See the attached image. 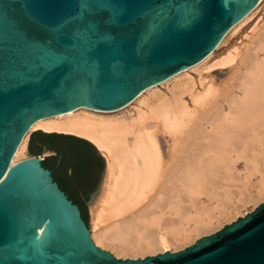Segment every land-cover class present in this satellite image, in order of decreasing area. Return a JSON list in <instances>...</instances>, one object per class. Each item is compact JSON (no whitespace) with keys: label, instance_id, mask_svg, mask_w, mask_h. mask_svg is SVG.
<instances>
[{"label":"water","instance_id":"95a60500","mask_svg":"<svg viewBox=\"0 0 264 264\" xmlns=\"http://www.w3.org/2000/svg\"><path fill=\"white\" fill-rule=\"evenodd\" d=\"M258 2L0 0V264H264V202L177 252L120 259L89 236L87 207L105 171L95 148L103 168L89 193L87 224L42 166L45 158L9 168L35 121L79 108L125 107L204 59ZM35 133L42 132L30 135L29 154L30 142L38 147L41 138ZM57 142L66 179L81 171L72 151L83 148L69 138ZM58 163L47 161L50 168Z\"/></svg>","mask_w":264,"mask_h":264},{"label":"bare ground","instance_id":"6f19581e","mask_svg":"<svg viewBox=\"0 0 264 264\" xmlns=\"http://www.w3.org/2000/svg\"><path fill=\"white\" fill-rule=\"evenodd\" d=\"M263 1L200 62L145 89L116 110L122 113L132 106L124 112L128 115L106 116L104 111L79 108L35 121L9 168L31 157L25 155L27 138L37 130L91 143L106 168L100 194L90 208L89 236L95 246L120 259L172 253L173 246L183 248L190 236L215 231L216 218L230 223L240 207L264 202V173L259 167L264 163V40L256 45L254 60L244 61L243 54L218 60L215 66L235 63L225 83L194 81L187 74L205 68L219 46ZM258 52L263 54L261 59ZM238 161L249 172L261 173L256 194L242 192L245 182L232 173ZM234 187L240 194L234 206L229 203L233 207L229 212L225 208ZM201 196L211 204L219 203L218 209L214 206L218 217Z\"/></svg>","mask_w":264,"mask_h":264},{"label":"rangeland","instance_id":"374dc122","mask_svg":"<svg viewBox=\"0 0 264 264\" xmlns=\"http://www.w3.org/2000/svg\"><path fill=\"white\" fill-rule=\"evenodd\" d=\"M260 40H264V1L257 6L256 10L253 12V14L251 15L250 18L246 22H244L239 28H237L232 34H230L229 37L227 38V40L223 44H221V46H219V48L214 52V54L208 60L207 65H206L205 68H202L198 72L188 71L187 74L194 81H198V79H201L203 82H208V83L209 82H215L216 84H220L221 82L225 83V81H227L228 77H229V67L231 65L235 64V63H233L231 65H228V67L227 66L226 67L225 66H223V67L215 66V64H217L218 60L219 59H223V58H225L227 56L232 57V56H234L236 54H243L245 56L244 57V61L252 60L253 59V53L256 51L255 47H256V45L258 43H260ZM242 50H243V52H244V50H246L245 51L246 53H243ZM262 56H263V54L261 52H258L257 59H261ZM234 62L237 63V60H235ZM241 68H242L241 71H243V65L241 66ZM231 84H234V86H237L235 81H232ZM160 89H162L163 92L166 91V89H164V87H160ZM235 90L236 89H233L234 92H236ZM185 100H187V99H185ZM131 107L132 106H130L128 108H125L124 110H122V113L121 112H117L118 111L117 110V111H114V112H106L108 114H105V115L106 116H113V115L115 116V114H116V116H118V115L120 116V114L128 115V114H124V112L126 113V111L131 109ZM130 114H133V112H131ZM27 141H28V138H27ZM25 155H26V157H29V154L27 153V144H26ZM233 167L234 168H233L232 173H233L234 177L238 178L240 181H243V183L245 182V186L242 187V192L247 194V195L256 194L257 193L256 191H258V189L256 187H258V183L262 179L261 173L260 172L259 173L255 172L253 170L249 172L247 167L245 166V163L243 161H238L237 163H235L233 165ZM259 167H260V170L264 173V163H260ZM105 168H106V164H105ZM104 175H105V171H104ZM103 179H104V176H103ZM103 179H102V182H103ZM102 182L100 184V189H99V193H98L97 197L87 207V209H88V224H87V227H88L89 230H91L90 208L94 204V202L96 201V199L98 198V196L100 194ZM239 194H240V192L238 190L236 191L235 187H234L233 193H232V196L234 198L231 197L232 199L229 200V202H228V204H227V206L225 208L226 210H228V209L230 210L231 209L229 212H232V208H233L232 205L234 206L237 203V199H239ZM200 200L205 205L210 207V212H211V209H212V211L214 210L213 213L215 214V216L217 215L216 213H218L217 212L218 210H216V209H218L217 207L219 206V203H216L217 206L214 205V203L211 204L207 200V198L205 196H201ZM231 202H232V205L229 204ZM260 203H262V202H259L258 204H256V206L252 205L250 203V204H245L243 207H240L238 209V214L239 215H235L234 216V214H232V217L235 218V219L233 220V218H232V220H230V223L235 221L237 218L243 217L245 214L253 211ZM214 206L216 207V209H214L215 208ZM233 211H234V209H233ZM216 217H218V216H216ZM212 224L214 225L213 227L216 226L215 227V231L214 230L212 231V233H214L217 230L221 229L225 224H229V221H225L223 218L218 217V218L215 219V221H212ZM209 234H211V232L207 233V234H203L201 236H198L197 238L194 237V236H190V238H188L189 239L188 243L185 244L183 246V248L181 247V248H178V249L182 250L185 247L193 244L194 243L193 241L199 239L202 236H206V235H209ZM174 248L175 247L173 246L172 250L174 252L179 251V250L174 249ZM157 253L160 254L159 252H157ZM148 255H146V256H148ZM146 256H144V257H146ZM149 256H154V254L149 255ZM121 259H125V258H121ZM129 259H132V258H129ZM139 259H142V258H139Z\"/></svg>","mask_w":264,"mask_h":264},{"label":"trees","instance_id":"16d2710c","mask_svg":"<svg viewBox=\"0 0 264 264\" xmlns=\"http://www.w3.org/2000/svg\"><path fill=\"white\" fill-rule=\"evenodd\" d=\"M38 135H41V138H37L34 142L37 143L39 146L38 147H32V144H31L32 141H31L29 144L30 154L31 155H40L43 148L55 153L54 156L45 158L42 162V166L51 172V176L53 178V181L55 183H57L59 189L67 196V198L74 205L79 206V208L80 207L82 208L81 209L82 212L80 213L81 218L84 221V223L87 224V221H86V206L87 205L86 204L90 198L89 193L91 191L93 192V190H94V188H95V186L99 180V176H100V173H101L102 168H103L102 159L96 158L95 149L90 143L85 142L83 140H80L78 138H75L73 136L60 135V134H55V133H51V134L35 133L32 135V137L36 138V136H38ZM64 138H69V139H73L75 141H78L79 143L82 144V148H83V149L76 148L72 151V155L79 159V164L81 165L79 167H80L81 171L78 173L75 171L74 173L71 174V176H69L70 178L66 177V179H64L62 177L63 175H66V173L63 171H62L63 173L61 171H59V169L61 167V158H62L63 150L57 142L58 139H64ZM52 158H56V159L58 158L59 163L55 164L54 167L50 168L49 165L47 164V161L49 159H52ZM93 163H97V165H99L98 180L95 182V185L92 187V189L90 191L86 192L84 194V196L81 197L82 199H80V195H75L73 192L78 193L77 187H79V185H80L79 180L81 179V174L83 172L82 170H84L85 167H92ZM67 178L71 179L72 181H73V179L78 178L77 179L78 180L77 186L75 187L73 185L74 182L73 183H66L63 181V180L67 181L68 180ZM65 185L72 188L73 190L66 188Z\"/></svg>","mask_w":264,"mask_h":264},{"label":"flooded vegetation","instance_id":"af4514ba","mask_svg":"<svg viewBox=\"0 0 264 264\" xmlns=\"http://www.w3.org/2000/svg\"><path fill=\"white\" fill-rule=\"evenodd\" d=\"M82 174H81V179L80 181V185L79 187H77V192L80 194V199H82L81 197L84 196V194L88 191H90L92 189V187L95 185V182L98 179V172H99V165H97V163H93L92 167H85L84 170H82ZM68 179V178H67ZM73 179V181L71 179H69L70 183H73V185L76 187L77 186V180ZM68 182V183H69ZM80 213L82 212V208L79 206H77Z\"/></svg>","mask_w":264,"mask_h":264},{"label":"crops","instance_id":"0c3cea01","mask_svg":"<svg viewBox=\"0 0 264 264\" xmlns=\"http://www.w3.org/2000/svg\"><path fill=\"white\" fill-rule=\"evenodd\" d=\"M43 133V132H42ZM45 134H48V133H45ZM49 134H51V133H49ZM56 134V133H55ZM60 135H64V134H60ZM30 137V136H29ZM75 137V136H74ZM78 138V137H77ZM80 139H82V138H80ZM82 140H84V139H82ZM85 141H87V140H85ZM28 142H29V140H28ZM88 142V141H87ZM34 144L36 145V146H39L37 143H35L34 142ZM91 144V143H90ZM92 145V144H91ZM93 146V145H92ZM29 154V153H28ZM55 155V153L54 152H52V151H49V150H47V149H45V148H43L42 149V151H41V154L40 155H30L29 154V156H40V157H43V158H46V157H51V156H54Z\"/></svg>","mask_w":264,"mask_h":264}]
</instances>
